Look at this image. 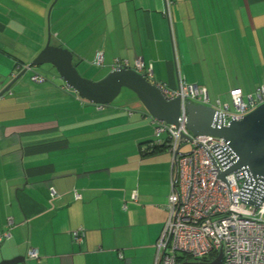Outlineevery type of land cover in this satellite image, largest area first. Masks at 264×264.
Masks as SVG:
<instances>
[{
	"label": "crops",
	"instance_id": "crops-1",
	"mask_svg": "<svg viewBox=\"0 0 264 264\" xmlns=\"http://www.w3.org/2000/svg\"><path fill=\"white\" fill-rule=\"evenodd\" d=\"M47 4L0 0V88L43 46ZM69 7L81 13L70 28L61 15ZM55 19L51 42L65 46L71 30L78 37L70 48L75 66L97 52L105 73L115 58L131 67L140 58L151 82H196L211 101L234 86L245 97L264 84V0H64ZM187 35L192 43L183 48L178 39ZM31 68L42 79L21 76L0 95V231L9 230L0 260L22 254L21 264H151L167 213L170 158L147 152L156 139L145 109L97 106L59 76ZM78 226L84 237L73 242L69 231ZM28 246L38 260L26 255Z\"/></svg>",
	"mask_w": 264,
	"mask_h": 264
},
{
	"label": "built area",
	"instance_id": "built-area-1",
	"mask_svg": "<svg viewBox=\"0 0 264 264\" xmlns=\"http://www.w3.org/2000/svg\"><path fill=\"white\" fill-rule=\"evenodd\" d=\"M93 62L96 65L102 63L101 52L96 53ZM114 66L130 65L125 59L115 58L111 68ZM132 67L146 78L151 76L150 66H144L140 58L133 60ZM30 77L42 79L36 72ZM155 84L165 98L179 96L180 111L176 124L157 119L146 110L142 112L149 118L157 137L150 144L171 154L167 213L154 244L151 264H201L213 260L219 250L218 264H264V193L256 205L250 204L242 200V179L233 172L225 173L223 178L218 176L228 165L223 155L226 142L213 134H192L186 128L184 107L187 99L212 105L223 114L226 122L241 117L262 102L264 84L255 86L245 97L239 87H231L229 101L219 98L210 101L206 87L196 82L179 80L175 87L164 82ZM131 111L127 109L129 114ZM162 132L164 138L160 137ZM186 142L190 148L181 150ZM49 193L55 195L53 187ZM73 193L75 197L79 196L75 190ZM130 197L135 199V191ZM10 224L11 218L7 217L6 225ZM84 233L82 226L71 229V241L80 242ZM8 236L7 227L0 231V241ZM26 255L38 258L30 246L26 248Z\"/></svg>",
	"mask_w": 264,
	"mask_h": 264
},
{
	"label": "water",
	"instance_id": "water-1",
	"mask_svg": "<svg viewBox=\"0 0 264 264\" xmlns=\"http://www.w3.org/2000/svg\"><path fill=\"white\" fill-rule=\"evenodd\" d=\"M55 0L52 1V3ZM49 63L64 83L77 94L96 104H108L118 94L121 87L130 89L139 103L153 117L169 123H177L180 98H165L154 82L148 80L131 66H114L99 78L92 79L79 73L72 61L69 48L50 41L47 28L43 46L2 88L0 95L7 91L12 82L20 78L32 66ZM186 128L192 134H213L223 138V151L228 165L219 171L223 178L233 172L242 179V200L256 205L264 193V100L246 111L239 118L224 122L223 114L212 105L202 102L184 101ZM183 136L188 137L186 134ZM220 250L210 262L218 264ZM24 261V255L1 259L0 264H15Z\"/></svg>",
	"mask_w": 264,
	"mask_h": 264
},
{
	"label": "rangeland",
	"instance_id": "rangeland-1",
	"mask_svg": "<svg viewBox=\"0 0 264 264\" xmlns=\"http://www.w3.org/2000/svg\"><path fill=\"white\" fill-rule=\"evenodd\" d=\"M52 1L53 0H48V4H47V8H46V19H45V21H46V25H47V23L49 25V32H52L53 30H58L57 29V26L55 24V22H56L55 17L57 15L58 8L60 6V2H63L64 0H56L53 3V5H52ZM71 3H72L73 6L76 4L73 1ZM77 6H78L77 9H80V7H81L80 6V2L78 3ZM50 7H51V10H50ZM75 10H76V8L75 9H72L71 7H69L68 9L63 10V13H61V15H64L65 16V19H66L65 23H66V25H70V26H68L69 28L74 25L73 23H75V22L72 23L69 20L70 18L73 19L75 15L78 16L82 12H83V14H82L83 15V18H86L87 17V15L84 14V11L83 10L80 9L81 10V13H79V14H77V12H75ZM76 11H78V10H76ZM170 22L172 23V21H170ZM68 27H67V29H68ZM71 31H69L67 33H64V37L63 38L65 39L64 41L66 42L65 43V47L68 46L69 49L70 48L77 49L75 43H78V37L68 36L69 34H71ZM185 37L184 36H180V38L178 39L179 46H181L183 48L188 47V43H192V38H193V37H189L188 35L185 36ZM172 39H173V42L175 44L174 35H173V38ZM88 40H86L84 42V45H83L84 49H86V50H88L89 49V46H91V39H88ZM168 40H169V38H168ZM79 48L82 49L81 47H79ZM185 53H187V52H185ZM187 54L188 55H191V53H187ZM199 54H201V53L199 52ZM195 55L198 56V54H196V53H195ZM199 58H200V56H199ZM83 60L84 61H82L81 63H78L77 66H76L77 70L79 71V73L81 75H83L85 77L92 78V79H96V78H99L100 76H102L105 73L104 72L105 69L102 68V65L97 66L96 64L93 63L92 60H90L89 57L84 58ZM35 68H38V69H41V70L44 69L45 70L44 71V74L45 75H48V77H50L51 75L58 76L57 73H56V71H55V69H54V67L51 64H49V63H41V64H38V65H35ZM31 69L30 68L27 69L25 71V73L22 75L23 78L27 82H29V83H32V80L30 79V71H31ZM211 70H213V68ZM206 71H208V70H206ZM209 73H210V71H209ZM214 85H216L215 81H214ZM131 97H135L134 96V93L130 89L126 88V87H121V89L118 92V94L111 100L110 103H115V104H117V103H122V104L126 103L131 108V110L135 109L133 107V104H138V108L140 110H144V107L139 103L138 99L135 97V99L132 100ZM216 97H218L221 101H224V100L225 101H229V97L228 96H223V95L217 94ZM209 98H210V101H211V99L213 98V96L211 94H209ZM230 105H231V103H230ZM125 112H127V109L125 110ZM145 119H146V122H148L149 128L151 130V138L156 139L157 137L153 133V129H152L151 123L149 122V118L147 116H145ZM160 137L161 138H164L165 137V133L162 132L161 135H160ZM189 148H190V144L188 142L184 143L181 146V150H187ZM162 154H167L168 159L171 157L170 152L167 151V150H163V151H160V152H157L156 153V155H162ZM21 263L22 262H18V263H15V264H21Z\"/></svg>",
	"mask_w": 264,
	"mask_h": 264
},
{
	"label": "trees",
	"instance_id": "trees-1",
	"mask_svg": "<svg viewBox=\"0 0 264 264\" xmlns=\"http://www.w3.org/2000/svg\"><path fill=\"white\" fill-rule=\"evenodd\" d=\"M149 147H150V149H149V151H147V152H149V153L160 152V151L165 150V149H163L162 147H158V146L155 145V144H153V145L151 144ZM34 259L38 260V258H34Z\"/></svg>",
	"mask_w": 264,
	"mask_h": 264
}]
</instances>
